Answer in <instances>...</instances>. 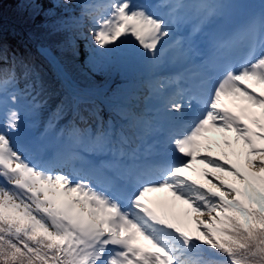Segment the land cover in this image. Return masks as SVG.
Instances as JSON below:
<instances>
[{
  "label": "snow or ice",
  "instance_id": "1",
  "mask_svg": "<svg viewBox=\"0 0 264 264\" xmlns=\"http://www.w3.org/2000/svg\"><path fill=\"white\" fill-rule=\"evenodd\" d=\"M14 2L43 15L50 37L66 34L38 46L63 96L38 131L41 74L0 38V264H264V0L243 24L237 0H174L167 18L145 0L77 4L87 32L75 0H54L58 17ZM178 9L194 13L191 35L176 36L189 19ZM79 40L83 79L69 71ZM149 193L166 200L149 206Z\"/></svg>",
  "mask_w": 264,
  "mask_h": 264
},
{
  "label": "trees",
  "instance_id": "2",
  "mask_svg": "<svg viewBox=\"0 0 264 264\" xmlns=\"http://www.w3.org/2000/svg\"><path fill=\"white\" fill-rule=\"evenodd\" d=\"M40 2L43 4L45 11L52 9L57 17L65 15L64 8L54 6V0H40ZM99 2H101V0H75V3L70 6L72 14L82 19L83 31L87 32L91 21L88 16H81L82 9L76 5ZM0 13H2V21L0 22H2L3 28L0 38H2L4 46L8 49L9 55L15 54L17 57L25 59L26 61L30 59L34 62L44 82L45 92L41 95L40 99L46 100V104L40 109V126L38 129V131H43V127L45 123H47L50 114L55 111L57 105L60 103L63 92L60 90V82L55 79L47 63L39 56L38 46L41 44H53L56 40L63 39V35L66 34L50 37L48 35L49 30L45 27V17L39 15L33 19L29 18L27 13L21 15L17 12L14 0H0ZM77 42L80 45V56L73 64L69 65V71L74 78L83 79L84 74L88 72L87 67H85L87 53L84 48V41L79 40ZM96 79L99 81L102 78L96 77ZM25 82L24 77L20 74L16 88L22 91ZM120 82L119 78H117L111 88H115ZM9 90L12 91L13 89L10 87ZM147 95L148 91L145 90L142 93V97ZM140 104L141 108H143V99H141ZM139 110L140 109H137V111ZM83 115L91 124L94 118L90 117L88 113H83ZM101 116L104 120H108L112 114L109 112L105 114L103 110ZM71 119V113H68L62 119L56 121L55 131L60 130V128L65 126ZM27 120L30 123L31 117H27ZM78 126L85 125L80 124Z\"/></svg>",
  "mask_w": 264,
  "mask_h": 264
},
{
  "label": "rangeland",
  "instance_id": "3",
  "mask_svg": "<svg viewBox=\"0 0 264 264\" xmlns=\"http://www.w3.org/2000/svg\"><path fill=\"white\" fill-rule=\"evenodd\" d=\"M146 2H148V3H153V1H156V0H145ZM210 136H211V139H212V141H213V151L210 153V155H212V154H220V149L219 148H216L215 147V143H216V136H215V134H210ZM77 165V164H76ZM75 165V166H76ZM74 166V167H75ZM203 166L202 165H198L197 166V168L199 169V168H202ZM75 169V170H74ZM64 171H66V172H70V173H72L73 175H75V171H78V170H76V167L75 168H65L64 169ZM149 196H152L153 198H158V199H163V197L165 198V200H166V194L165 193H149L148 195H147V197H149ZM178 211L179 210H181L180 208H178L177 209Z\"/></svg>",
  "mask_w": 264,
  "mask_h": 264
},
{
  "label": "bare ground",
  "instance_id": "4",
  "mask_svg": "<svg viewBox=\"0 0 264 264\" xmlns=\"http://www.w3.org/2000/svg\"><path fill=\"white\" fill-rule=\"evenodd\" d=\"M148 204V203H147Z\"/></svg>",
  "mask_w": 264,
  "mask_h": 264
}]
</instances>
